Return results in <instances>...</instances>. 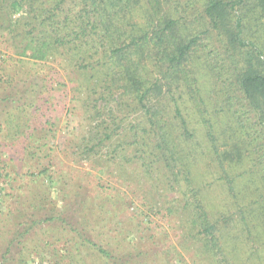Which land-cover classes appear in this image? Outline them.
<instances>
[{
  "label": "trees",
  "instance_id": "16d2710c",
  "mask_svg": "<svg viewBox=\"0 0 264 264\" xmlns=\"http://www.w3.org/2000/svg\"><path fill=\"white\" fill-rule=\"evenodd\" d=\"M172 6L170 0H0V46H7L4 54L0 49V264H171L163 259L168 251L155 235L132 238L140 225L129 212L133 204L119 195L101 199L102 211L93 218L85 214L87 202H80L70 221L53 209L39 217L49 202L38 204L37 199L24 209L32 216L17 210L20 221L15 223L9 202L23 201L22 188L15 185L27 177L32 182L48 178L56 166L59 145H54L55 124L47 115L51 90L32 67L44 63L54 65L45 64L42 74L65 72L76 85L73 91L84 97L88 123L75 145L80 157L103 174L115 167L125 181H131L127 168H132L135 181L151 188L148 199H161L160 205L150 201V208L176 217L180 247L192 254L194 264L209 253L212 264H233L224 251L227 232L221 226L228 230L234 220L206 209L204 190L193 179L202 154L195 139L205 130L208 150L222 165L241 157L220 152L205 109L204 114L198 105L195 121L186 112L188 102L194 103L190 92L198 90L197 59L211 45L207 55L223 56L257 118L255 126L264 124V42L255 40L264 36V0H205L200 16L173 12L179 5ZM252 28L258 30L255 35ZM203 36L210 40L205 43ZM208 66L214 71L218 62ZM259 163L263 170L257 174L264 180V155ZM223 185L234 193L236 178ZM248 190L245 185L239 194L248 197ZM107 204L111 210H105ZM118 206L134 223L130 228H119L120 222L112 226L104 217H116ZM58 226L64 231L50 242L51 230Z\"/></svg>",
  "mask_w": 264,
  "mask_h": 264
},
{
  "label": "rangeland",
  "instance_id": "374dc122",
  "mask_svg": "<svg viewBox=\"0 0 264 264\" xmlns=\"http://www.w3.org/2000/svg\"><path fill=\"white\" fill-rule=\"evenodd\" d=\"M204 1L170 0V5L172 6L174 2L179 5V7L172 9L173 12L185 10L188 16H200L203 12ZM254 17L257 18L256 15ZM248 19L250 21V15ZM260 24L264 26V20ZM256 31H258L256 28H252V35H255ZM248 37L250 38V31H248ZM202 39L207 43L209 38L203 36ZM255 40L262 44L264 36L256 35ZM213 45L217 48L216 51L220 52L221 44L216 42V39L213 40ZM6 47L0 46L3 54ZM208 48H211V45L204 49L206 54L197 59L195 77L197 78L198 90L190 92L189 99H193L194 103L188 102L189 109L186 113L191 115L190 119L195 121L194 118L197 117L195 112L199 111L198 105H200L202 113L205 109L206 114H204L215 125V135L218 138L217 145L220 152L224 153L229 150L232 156L240 155L241 159L238 163L234 162L231 165L224 161V165H222L208 150L210 142L206 137L205 130L199 131L195 142L201 145L202 154L199 163L193 168V179L197 186L204 190L206 209L216 217H221L224 213L234 220L228 230L221 226V229L227 232L222 241L227 246L224 251L230 255V263L264 264V216L263 219L259 217L260 211L264 213V180H261L257 174V172L262 173L263 170L259 161L264 155V138H262L264 137V124H258L257 126L260 128L255 126L257 118L243 101L234 75L230 68L227 69L229 65L223 63V56L221 55L217 57L216 54H212L215 55L214 58L211 54L207 55ZM9 55L11 54L6 56L9 57ZM209 61H212L213 64L218 62L216 70L209 69ZM44 65L32 67H35L36 71L38 70L40 77L45 79L48 83V89L51 90L49 104L52 105V111L47 115L55 124L53 128L56 134V138L53 140L54 145H59L56 152V166L49 176L51 179L43 176L32 182V178L28 179L27 177L24 182H18L15 185L16 188H22L21 197L23 198L21 203L15 199H11L9 202L15 223L20 221L17 210H22V213L27 217L32 216V213L26 212L24 209H31L30 203H36L37 199L38 204H41L44 199L49 202L46 210H39V213L34 212L39 217L46 218L53 209L55 215H61L70 221L74 215V209H77L80 202H87L85 214L93 218L102 211L100 206L103 202L101 199H105L108 195H111L112 198L119 195L124 201H130L129 204H133L129 212L135 218L133 220L135 225H140V230L136 231L132 238L141 240L155 235L158 244L164 246L165 250L168 251L166 258H163L167 262L171 264H194L192 259L195 258H192V254L186 253V250L180 247L182 241L180 231L177 229L176 217H166L154 208H150V201L154 205H156L155 202L160 205L157 200L161 199L158 197H156V201L148 199L146 191L151 188L145 186L139 179L135 181L136 173L132 168H127V178L131 181H125L120 178V172H118L120 175L117 174L115 167L107 169V173L103 174L100 172L101 168L95 163L87 162L80 157L75 145L84 135V125L86 126L88 123V110L85 111L84 97L81 95L78 97L73 91L76 85L69 80V77L72 76L68 75V77L65 72H60V75L47 76V73H41ZM238 67H241V64ZM46 70L49 71V69ZM13 73L15 74V72L10 74ZM77 79L79 80L78 77ZM251 126L256 131L250 129ZM254 137L260 138L254 147H250V142ZM114 172L115 174H113ZM229 177L236 178L235 194H230L223 185ZM245 185L249 186L248 197L239 194L245 189ZM138 189L144 191L143 196L140 195ZM252 190L254 193H250ZM136 191H138L137 194ZM17 193L20 192L18 190L14 192V194ZM108 205L106 211L112 209ZM94 207L97 209L96 214H94ZM230 207L232 209L228 210ZM120 209L118 206L117 211ZM113 216L114 214L104 216L109 218L108 221L112 222V226L119 222L118 227L122 229L134 225L132 221L127 222L128 216L127 214L123 215L121 210L116 217ZM43 227L48 228V225L44 224ZM63 231L64 227L53 228L49 241L55 242L61 237ZM213 258L211 253L203 255L199 264H212Z\"/></svg>",
  "mask_w": 264,
  "mask_h": 264
}]
</instances>
